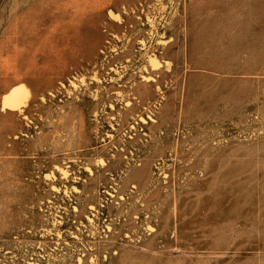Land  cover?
I'll return each instance as SVG.
<instances>
[{
	"label": "rangeland",
	"instance_id": "obj_1",
	"mask_svg": "<svg viewBox=\"0 0 264 264\" xmlns=\"http://www.w3.org/2000/svg\"><path fill=\"white\" fill-rule=\"evenodd\" d=\"M18 84L0 264H264V0H0Z\"/></svg>",
	"mask_w": 264,
	"mask_h": 264
},
{
	"label": "bare ground",
	"instance_id": "obj_2",
	"mask_svg": "<svg viewBox=\"0 0 264 264\" xmlns=\"http://www.w3.org/2000/svg\"><path fill=\"white\" fill-rule=\"evenodd\" d=\"M112 13V12H109ZM112 15V14H111ZM113 16V15H112ZM117 15H115L116 17ZM148 65L151 71H157L160 69V63L157 57L153 54L149 56ZM146 81H154L151 78H146ZM30 92L26 86L23 84H18L11 87L7 92L1 95L0 98V110L1 111H11V112H18L22 113L26 108V103L29 98ZM63 174L66 171L60 169Z\"/></svg>",
	"mask_w": 264,
	"mask_h": 264
}]
</instances>
